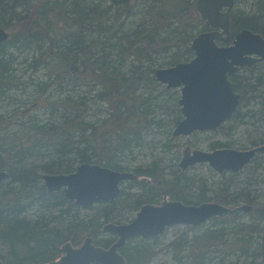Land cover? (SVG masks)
<instances>
[{
    "label": "trees",
    "instance_id": "1",
    "mask_svg": "<svg viewBox=\"0 0 264 264\" xmlns=\"http://www.w3.org/2000/svg\"><path fill=\"white\" fill-rule=\"evenodd\" d=\"M195 4L196 0H0V24L10 34L0 46V170L8 173L0 182L4 264L49 263L62 256L65 244L77 248L88 237L109 248L116 237L103 231L105 225L120 223L146 204L160 205L169 190V199L188 205L252 207L247 213L234 210L214 217L200 227L170 228L178 232L166 248L177 264H231V257H236L233 264H264V205L257 201L264 165L257 157L241 172L223 174L214 184L197 175H181L176 165L166 175L155 160L135 167L137 179L122 183L114 201L90 207L75 205L62 192L49 193L42 180L46 174H70L77 163L127 170L123 160L161 127L160 110H169L155 95L158 61L169 58L174 66L190 61L193 39L209 30L196 17ZM230 22L231 39L243 29L264 37V0H236ZM24 53L28 56L17 65ZM41 69L51 73L49 81H29L30 75L25 80L27 72ZM231 81L241 95L240 106L219 132L253 126L264 139V62L239 71ZM86 83L93 86L88 93L95 90V97L107 105L102 120L93 122L88 116L87 97L67 94L60 106L48 103L52 115L62 108L54 118L22 123L13 133L2 127L1 111L16 104L17 90L32 88L44 94L58 86L64 93L65 86L78 91ZM170 105L176 107L179 123L178 105ZM169 138L170 143L175 140L171 134ZM216 145L215 149L221 146ZM160 237L128 241L121 250L126 264H155ZM243 257L252 261L244 263Z\"/></svg>",
    "mask_w": 264,
    "mask_h": 264
},
{
    "label": "water",
    "instance_id": "2",
    "mask_svg": "<svg viewBox=\"0 0 264 264\" xmlns=\"http://www.w3.org/2000/svg\"><path fill=\"white\" fill-rule=\"evenodd\" d=\"M235 2L196 0L197 13L210 30L199 33L193 39L191 49L194 58L155 71L159 83L167 89H179L181 92L178 105L183 119L173 132L175 138L198 132L219 133V129L233 118L240 106L241 95L235 91L231 78L245 68L264 62L263 36L243 29L231 40L230 14ZM9 37L10 34L0 24V46ZM259 152H264V145L246 151L226 148L211 152H192L187 147L179 163L180 174L199 163H208L219 174L239 173ZM7 178L8 173L0 170V182ZM135 179L137 176L134 172L89 163L79 165L70 174L42 176L49 193L62 192L69 201L80 207L114 201L120 195L122 183ZM170 192L164 191L160 205H144L130 224L105 225L104 232L117 238L110 248L99 247L93 238L88 237L78 248L70 243L65 244L60 259L44 264H126L120 250L134 238L160 237L172 227L196 228L234 210L247 213L252 209L247 205L232 209L216 202L188 205L179 200H168ZM0 264H4L1 259Z\"/></svg>",
    "mask_w": 264,
    "mask_h": 264
},
{
    "label": "rangeland",
    "instance_id": "3",
    "mask_svg": "<svg viewBox=\"0 0 264 264\" xmlns=\"http://www.w3.org/2000/svg\"><path fill=\"white\" fill-rule=\"evenodd\" d=\"M237 5V4H236ZM196 12V17L199 14ZM200 17V16H199ZM201 19V18H200ZM18 55V54H17ZM33 54L29 53V57ZM28 54H23L18 57L17 65L24 57H27ZM194 58V55L191 59ZM190 59V60H191ZM180 62H188V61H180ZM174 65L170 64L169 58H164V60H159L157 66L154 68V73L157 69H167L171 68ZM49 74L47 69H41L37 72H27L25 80L28 79L29 75L31 76L29 81L35 80L36 83H43L49 81ZM155 77V75H154ZM53 79V78H51ZM91 84L86 83L85 86L80 87L78 91L71 90V86H65L64 93L62 91H58L57 87H52L47 93L42 94L41 92L36 93L35 90L32 88L21 91L17 90L14 95L17 99L16 104L13 106H7V108L3 109L1 112L4 113V125L2 127L7 126L8 132L13 133L19 128L22 127V123L29 122L33 119H37L40 121L46 122L49 119L54 118L58 115L59 110L62 108L55 109V115H52L50 110L47 108V105L50 101L61 103L62 99L68 94L75 96L76 99L77 95H82L87 97L86 101L88 103V116L93 120H102L105 116H107V105L102 102H99L98 98L95 97V90L92 93H88ZM64 87V86H63ZM155 95L160 98V100H165L167 106L169 105V110L166 112L164 110H160L159 114L157 115L158 120H161V127L155 128L153 134L150 136L145 137L144 145L142 147L134 148L133 154L129 155L126 159L123 160V165L127 169L126 171L132 172L135 167H138L142 164H151L153 161L160 163L161 166L165 169L166 175L172 174L174 171V166L176 165L180 170L179 163L181 158L183 157V152L187 147H190L191 151L199 150L203 152H211L217 149H226V148H233L237 150H249L254 146V144H262L264 139L260 138L261 136L258 135L259 130H257L253 126H242L240 127L236 133H234V129L229 127L225 133H212V132H198L194 133L191 136H181L174 138L172 136L177 122L175 123L176 119V107L174 106L175 103L178 105V101L181 97V92L179 89H167L165 85L159 83L155 87ZM170 99V100H166ZM174 103V107H170V104ZM57 106V105H56ZM178 111L181 115V119L183 116L180 111V106L178 105ZM171 112L173 114H171ZM157 118V117H156ZM4 129V128H2ZM169 134H171V138L173 137L175 140L170 143ZM259 139V140H258ZM169 143L168 147L165 148V144ZM216 143H220V148H216ZM181 157V158H180ZM264 165V155L256 154L255 158ZM81 163H77L75 165L76 168ZM189 176L197 175L200 178H204L207 182L214 184L223 180V174H219L214 169H212L208 164H198L192 168H189L185 171ZM264 173V169L262 171ZM225 177L230 176L229 172H225ZM239 180V179H238ZM258 189L259 197L258 202L259 204L264 205V179L261 180ZM169 200V197H168ZM163 201V198H162ZM160 202V204L162 203ZM135 212H132L130 215L126 216V219L121 221L120 223L117 222H110L116 224H130L136 218ZM208 223V222H207ZM170 229V228H169ZM176 230L170 229L166 231L163 236L155 243V248L158 251L157 256L154 258L155 264H177V262L173 259L172 255L168 252L166 245L175 237ZM116 242V241H115ZM114 242V243H115ZM113 245V244H112ZM111 245V246H112ZM98 246V245H97ZM110 246V247H111ZM100 247V246H99ZM109 247V248H110ZM78 248V247H77ZM103 248V247H102ZM108 249V248H105ZM122 250V249H121ZM120 250V253H121ZM122 254V253H121ZM63 256V252H62ZM61 256V257H62ZM60 257V258H61ZM59 258V259H60ZM234 258H229L228 262L233 264ZM58 260V259H57ZM242 261L250 263L252 261V257L249 258H242ZM247 260V261H246ZM218 264V263H215Z\"/></svg>",
    "mask_w": 264,
    "mask_h": 264
},
{
    "label": "bare ground",
    "instance_id": "4",
    "mask_svg": "<svg viewBox=\"0 0 264 264\" xmlns=\"http://www.w3.org/2000/svg\"><path fill=\"white\" fill-rule=\"evenodd\" d=\"M136 12V11H135ZM88 33V32H87ZM185 63V62H184ZM176 66V65H175ZM161 69H163V68H161ZM156 78V77H155ZM157 80V79H156ZM159 83V82H158ZM51 89V88H50ZM264 145V144H263ZM260 146H262V145H260ZM257 147H259V146H257ZM253 148H256V147H253ZM253 148H251V149H253ZM250 150V149H249ZM244 151H246V150H244ZM260 153H264V152H259L258 154H260ZM257 154V155H258ZM181 158V157H180ZM90 164V163H89ZM199 164H208V163H199ZM81 165V164H80ZM196 165H198V164H196ZM196 165H194V166H196ZM209 165V164H208ZM194 166H191L190 168H192V167H194ZM137 238H141V237H137ZM137 238H134V239H137ZM142 239V238H141ZM145 240V239H144Z\"/></svg>",
    "mask_w": 264,
    "mask_h": 264
},
{
    "label": "flooded vegetation",
    "instance_id": "5",
    "mask_svg": "<svg viewBox=\"0 0 264 264\" xmlns=\"http://www.w3.org/2000/svg\"><path fill=\"white\" fill-rule=\"evenodd\" d=\"M210 30V29H209ZM234 39V38H233ZM233 39H231V40H233ZM231 43V42H230ZM230 43H228V44H230ZM228 44H226V45H228ZM222 45H225V44H222ZM260 63H262V62H260ZM251 68V67H250ZM103 231H104V229H103ZM108 234H110V233H108ZM116 240H117V238H116Z\"/></svg>",
    "mask_w": 264,
    "mask_h": 264
}]
</instances>
